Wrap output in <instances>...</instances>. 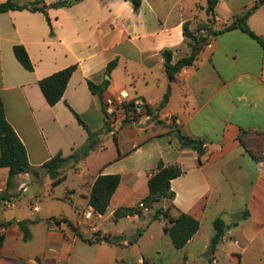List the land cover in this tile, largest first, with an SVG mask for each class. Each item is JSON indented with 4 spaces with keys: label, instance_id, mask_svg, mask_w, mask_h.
<instances>
[{
    "label": "crops",
    "instance_id": "obj_1",
    "mask_svg": "<svg viewBox=\"0 0 264 264\" xmlns=\"http://www.w3.org/2000/svg\"><path fill=\"white\" fill-rule=\"evenodd\" d=\"M8 1L34 2L0 4ZM40 1L45 13H0L4 116L38 170L37 176L17 175L7 187L8 169L0 168V223H11L0 226V264H264V161L254 162L238 141L242 130L264 134V47L240 29L222 30L257 0H217L210 13L208 0H141L138 10L125 0ZM59 1L70 4L52 7ZM184 24L192 33L207 26L200 33L213 34L207 31L208 45L195 64L169 82L162 54L169 52L172 63L189 56ZM246 25L264 41V4ZM14 46L25 50L31 71L16 60ZM71 66L62 99L49 106L38 82ZM88 83L103 87V99L126 92L154 109L167 88L170 97L158 119L127 123L111 134L102 101ZM190 141L202 142L204 153L198 155ZM58 153L77 159L69 160L64 180L52 187L40 168ZM159 162L183 170L170 184L173 205L199 222L181 250L153 211L112 218L147 196ZM108 175L120 182L106 213L84 220L96 178ZM217 217L226 233L210 254ZM20 221L32 222L27 241L15 225Z\"/></svg>",
    "mask_w": 264,
    "mask_h": 264
},
{
    "label": "trees",
    "instance_id": "obj_2",
    "mask_svg": "<svg viewBox=\"0 0 264 264\" xmlns=\"http://www.w3.org/2000/svg\"><path fill=\"white\" fill-rule=\"evenodd\" d=\"M132 4L134 10H138L141 4V0H125ZM217 0H208L207 13L212 12L213 6ZM41 3L40 0H34L26 6H18L10 1L0 4V13L9 10H22L29 9L31 11H40L45 13L46 7H37ZM70 4V1H59L52 4V7H64ZM264 4V0H257L255 5L246 11L243 16H234L233 22L225 27L224 31L233 29H240L249 37L255 39L260 45L264 47V41L256 37L246 25L247 17L259 6ZM207 29V26H200L196 32H190L187 24L183 26V35L186 40L187 47L189 49V56L180 58L175 63L171 61V54L169 52H163L164 58V72L169 82L177 80V76L184 68L191 67L197 61L200 52L208 45L209 34L206 31L205 34L200 32ZM13 53L16 60L27 71L32 70L31 62L21 46H14ZM115 63L109 65L108 70L111 69ZM75 71V67L71 66L57 73H54L46 78L41 79L38 82L39 88L44 96L46 103L49 106L57 104L64 94L65 88L68 84L70 77ZM88 88L93 94L103 101L102 91L103 87H96L91 83H88ZM170 97V89L163 95L162 101L158 108H149V113L154 114L155 119H158V110L163 108L168 102ZM78 122L83 125L79 117L74 114ZM84 126V125H83ZM85 127V126H84ZM179 140H184V137H179ZM238 141L242 148L248 152L252 160L256 163L264 161V134L252 130H242L238 136ZM202 142L190 141V146L195 150L198 155L204 153L202 148ZM77 159L75 156L70 158H63L61 153H58L55 157L45 163L40 169L44 171L51 179V186L55 187L64 180L62 170L69 160ZM0 168L8 169L7 187H10L13 179L24 173H30L34 176L38 175V170L32 168L28 162L25 148L12 127L7 123L4 116V107L0 99ZM183 170L178 165L165 166L162 162L157 164L156 170L151 174L147 181L148 194L142 199L141 203L143 208L138 206L123 207L117 209L113 214V220L117 221L127 216H142L146 209L147 211H153L154 220H164V232L168 234L172 245L175 249L181 250L188 243V241L196 234L199 228V222L190 215L183 214L177 211L173 205L174 193L171 190V181L182 175ZM120 182L118 175L99 176L96 178L89 196L88 204L92 209L100 215L106 213L110 199L117 189ZM166 202L165 207H157L160 203ZM145 208V209H144ZM246 214L244 213L243 217ZM31 221H20L15 223L18 229L22 233V240L27 241L30 238L29 226ZM11 223H0V226L7 228ZM72 228V225L68 223ZM214 235L210 241V254H213L217 245L226 233V225L224 221L217 217L213 221ZM4 243V235L0 234V248Z\"/></svg>",
    "mask_w": 264,
    "mask_h": 264
},
{
    "label": "built area",
    "instance_id": "obj_3",
    "mask_svg": "<svg viewBox=\"0 0 264 264\" xmlns=\"http://www.w3.org/2000/svg\"><path fill=\"white\" fill-rule=\"evenodd\" d=\"M149 108L143 98H130L126 92H120L117 95L104 98L102 101L103 116L111 134H115L122 125L127 123L143 126L147 122H152L155 116L149 113ZM202 148H205L204 144H202ZM3 206L9 207L10 204L3 203ZM137 206L140 208L144 207L142 203ZM36 211L38 209L34 208V212ZM144 211L146 212L147 210L145 209ZM97 215L90 206H87L82 213V217L86 221L93 220Z\"/></svg>",
    "mask_w": 264,
    "mask_h": 264
},
{
    "label": "water",
    "instance_id": "obj_4",
    "mask_svg": "<svg viewBox=\"0 0 264 264\" xmlns=\"http://www.w3.org/2000/svg\"><path fill=\"white\" fill-rule=\"evenodd\" d=\"M172 135H175V136H179V132L178 131H175L174 133H171ZM187 140H184L183 142H182V145L183 146H186V144H187Z\"/></svg>",
    "mask_w": 264,
    "mask_h": 264
}]
</instances>
